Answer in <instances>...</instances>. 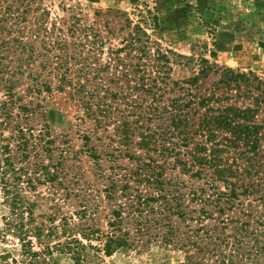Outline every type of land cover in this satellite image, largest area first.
<instances>
[{"label": "trees", "instance_id": "obj_1", "mask_svg": "<svg viewBox=\"0 0 264 264\" xmlns=\"http://www.w3.org/2000/svg\"><path fill=\"white\" fill-rule=\"evenodd\" d=\"M22 2L0 0V184L22 264L152 242L184 251L180 264H264V80L226 68L198 94L206 59L173 80L172 64L184 57L154 47L140 25L126 20L105 50L92 25L72 26L71 42L52 39L43 21L25 27ZM52 92L80 112L89 157L135 163L101 191H84L68 213L63 204L78 191L63 170L72 151L66 135L54 145L40 103Z\"/></svg>", "mask_w": 264, "mask_h": 264}, {"label": "rangeland", "instance_id": "obj_2", "mask_svg": "<svg viewBox=\"0 0 264 264\" xmlns=\"http://www.w3.org/2000/svg\"><path fill=\"white\" fill-rule=\"evenodd\" d=\"M11 1V0H9ZM19 6L26 9L27 28L43 21L42 28L51 31V37H63L67 42L72 26L92 25L100 32L107 45L116 46L126 31L120 30L130 21L145 29L154 47L182 55L172 64L171 78L183 80L191 77L200 66L199 59H206L210 69L201 75L192 87L198 94L212 85L220 71L229 68L251 71L264 80V0H28ZM106 13V14H105ZM152 16L156 19L152 20ZM155 23V25H154ZM36 45L39 42L36 41ZM24 83V82H23ZM24 87V84H23ZM22 87V88H23ZM16 92L23 95V89ZM0 90V102L4 98ZM46 122L59 146L60 135H66L63 145L72 152L64 160L63 170L73 188L75 196L67 198L63 212L77 210L81 196L95 194L107 183V177L115 173L130 172L134 162L127 157L111 160L101 155L91 158L82 149L84 124L78 117L80 112L67 94L52 92L43 94ZM237 105H241L239 101ZM91 136V134L87 133ZM101 151L99 141L90 142ZM82 149V150H81ZM77 176V180L74 178ZM186 180V176H181ZM84 191H86L84 193ZM67 204L73 205L67 207ZM9 207L0 184V264H22L17 240L7 230ZM83 243H86L83 241ZM92 245L97 241L91 240ZM82 259L75 262L69 253L53 251L51 256L39 264H180L185 262L184 251L170 245L154 242L127 251H118L106 256L95 248L86 247Z\"/></svg>", "mask_w": 264, "mask_h": 264}]
</instances>
